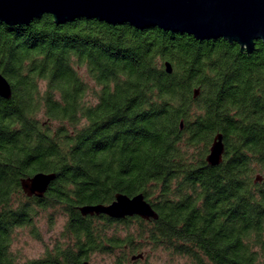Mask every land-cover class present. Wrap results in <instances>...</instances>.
Masks as SVG:
<instances>
[{
  "label": "trees",
  "instance_id": "1",
  "mask_svg": "<svg viewBox=\"0 0 264 264\" xmlns=\"http://www.w3.org/2000/svg\"><path fill=\"white\" fill-rule=\"evenodd\" d=\"M0 74L11 88L0 97V264H138L144 246L188 264H264L262 41L247 54L221 38L43 14L0 21ZM217 133L224 152L210 166ZM36 172L56 175L40 198L20 184ZM117 193L143 194L157 219L79 212ZM39 214L63 216L60 238L20 262L14 236L38 237Z\"/></svg>",
  "mask_w": 264,
  "mask_h": 264
},
{
  "label": "water",
  "instance_id": "2",
  "mask_svg": "<svg viewBox=\"0 0 264 264\" xmlns=\"http://www.w3.org/2000/svg\"><path fill=\"white\" fill-rule=\"evenodd\" d=\"M43 14H50L56 25L85 18L110 25L128 23L139 30L158 28L196 40L221 38L236 43L247 54L254 50L256 41L264 43V0H0V21L7 25H28ZM164 66L171 73L170 63L165 62ZM10 96V85L0 74V97ZM223 152V137L217 133L205 161L216 166L222 161ZM55 177L54 173L36 172L21 179L22 191L28 197L40 198ZM255 180L260 181L261 177ZM79 212L83 216L103 214L115 219L158 217L141 193L132 197L117 193L111 203L86 204L79 207ZM141 257L137 254L131 259Z\"/></svg>",
  "mask_w": 264,
  "mask_h": 264
},
{
  "label": "rangeland",
  "instance_id": "3",
  "mask_svg": "<svg viewBox=\"0 0 264 264\" xmlns=\"http://www.w3.org/2000/svg\"><path fill=\"white\" fill-rule=\"evenodd\" d=\"M80 74L89 81L83 70L80 71ZM89 85L91 88H97L90 81ZM63 223V216L56 217L51 223L47 220L46 215L39 214L36 220L38 237L33 236L28 228L17 230L12 244L13 253L20 262L41 257L45 249L51 248L54 242L60 238ZM137 254H142L138 264H188L185 257L171 254L163 249H153L150 246H144ZM110 262L111 258L102 254H94L89 260V264H110Z\"/></svg>",
  "mask_w": 264,
  "mask_h": 264
}]
</instances>
